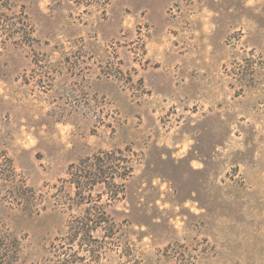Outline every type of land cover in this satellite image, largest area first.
Returning a JSON list of instances; mask_svg holds the SVG:
<instances>
[{
  "label": "rangeland",
  "instance_id": "1",
  "mask_svg": "<svg viewBox=\"0 0 264 264\" xmlns=\"http://www.w3.org/2000/svg\"><path fill=\"white\" fill-rule=\"evenodd\" d=\"M0 264H264V0H0Z\"/></svg>",
  "mask_w": 264,
  "mask_h": 264
},
{
  "label": "trees",
  "instance_id": "2",
  "mask_svg": "<svg viewBox=\"0 0 264 264\" xmlns=\"http://www.w3.org/2000/svg\"><path fill=\"white\" fill-rule=\"evenodd\" d=\"M83 168H79L78 171L79 174H76L75 177L72 179L71 183L75 186L77 189V195H80L81 193H85L86 189H92L95 185L98 183H104L107 187H109L110 179L113 178L109 173V168L105 164V160L99 156L95 157L94 159L86 158L82 161ZM121 169H124L121 171ZM129 175V172H127L126 168H120L118 172L119 178L121 180L126 179V177ZM114 179V178H113ZM119 187L123 185V182L118 183ZM110 188V187H109ZM82 221H87L89 219L83 218ZM94 219H98L97 221H102V216H99L98 214L95 215ZM82 221H77V225H81ZM91 221V218H90ZM78 230L81 228L80 226L76 227Z\"/></svg>",
  "mask_w": 264,
  "mask_h": 264
}]
</instances>
